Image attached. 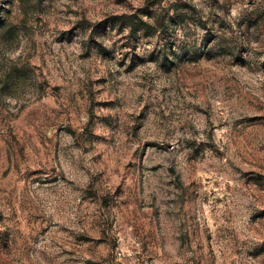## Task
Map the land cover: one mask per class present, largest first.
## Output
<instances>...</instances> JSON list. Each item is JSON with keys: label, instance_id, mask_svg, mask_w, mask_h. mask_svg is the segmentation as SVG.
<instances>
[{"label": "rangeland", "instance_id": "obj_1", "mask_svg": "<svg viewBox=\"0 0 264 264\" xmlns=\"http://www.w3.org/2000/svg\"><path fill=\"white\" fill-rule=\"evenodd\" d=\"M0 264H264V0H0Z\"/></svg>", "mask_w": 264, "mask_h": 264}]
</instances>
